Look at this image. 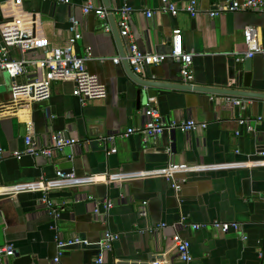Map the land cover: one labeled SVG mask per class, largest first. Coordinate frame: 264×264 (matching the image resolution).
<instances>
[{"label":"crops","instance_id":"crops-1","mask_svg":"<svg viewBox=\"0 0 264 264\" xmlns=\"http://www.w3.org/2000/svg\"><path fill=\"white\" fill-rule=\"evenodd\" d=\"M108 1L113 10L124 3ZM175 1L183 5L189 0ZM224 1L198 0L197 15L181 11L174 16L158 11L161 0H128L134 8L133 33L140 49L169 54L173 31L181 29L184 48L193 54L194 84L244 88L245 59L237 61L236 53L246 50L244 31L248 26L258 27L264 42V12L228 11L211 17L209 11ZM85 2L72 0L68 5L23 0V8L37 15L39 33L54 45H64L70 37L71 16L80 20L82 38L77 50L92 53L88 69L106 86L107 96L82 103L73 94L74 83L63 81L53 83L49 100L13 105L14 79L0 71V147L6 154L0 162V187H9L7 193L0 194V247L12 243L15 249V254L4 255L0 264H97L96 246L65 247L55 262L57 237L97 241L106 229L120 237L113 249L104 253L102 264H152L172 247L175 233L191 241L190 264H260V252L264 259V162L257 161H264L259 155L264 151V99L226 97L223 111L217 103L221 97L216 95L158 88L155 97L139 106L137 83L121 61H113L121 57L109 18L107 30L102 18L84 14ZM94 2L105 6L103 0ZM146 11L153 15L148 17ZM115 19L119 32L117 12ZM122 44L128 54L127 41ZM11 53L19 56L15 49ZM252 72L250 90L264 92L263 55L252 58ZM36 74L35 66L27 65L16 80L26 82ZM140 76L183 82L180 64L171 58L147 67ZM232 98L241 99L245 108L234 105ZM152 99L165 120L193 118L208 126L190 132L177 130L174 139L165 133L146 143L140 133L124 136L128 128L145 124V109ZM240 119L245 124H240ZM29 124L41 146L50 145L51 134L57 130L65 131L77 143L54 150L50 158L12 157V152L24 149ZM110 136L115 138L108 139ZM113 148L117 151L111 153ZM68 158L77 176L151 171L171 162L218 166L189 173L175 191L163 176L54 188L49 196L61 210L56 220L41 202V182L56 178ZM27 183L36 189L15 192L14 185ZM108 198L113 206L106 216ZM144 201L146 215L140 211ZM180 213L185 214L182 225L178 224ZM215 221L238 222L241 230L221 234L213 227ZM192 224L205 226L195 229ZM168 259L170 264H183L173 250Z\"/></svg>","mask_w":264,"mask_h":264},{"label":"built area","instance_id":"built-area-1","mask_svg":"<svg viewBox=\"0 0 264 264\" xmlns=\"http://www.w3.org/2000/svg\"><path fill=\"white\" fill-rule=\"evenodd\" d=\"M57 3L72 5V0H51ZM255 11L264 12V0H225L222 5L216 9L209 11L211 17L220 15L228 11ZM84 14L94 13L102 18L106 24V29H109L108 18L111 11L104 5L96 4L94 0H86L82 6ZM158 11L168 12L172 15H177L181 11L195 16L200 12L198 0H189L183 5H179L175 0H161ZM134 8L129 4L128 0H124L123 5L117 10L119 17L118 27L121 37L127 41L129 52L126 55L128 63L133 72L141 75L144 70L153 65H157L165 61L167 58L173 59L180 64V72L183 82L186 84H194L193 54L187 52L183 44V35L181 29H175L172 34V50L169 54H156L144 52L140 49L132 26V13ZM0 71H6L13 79L12 93L13 105H20L23 102H40L49 100L52 96V85L54 82L72 81L74 83L73 94L77 96L82 103L94 99H103L107 96L106 86L100 81L96 74L89 71L87 62L92 59V53L87 50L86 53L80 54L77 50L78 41L82 38L81 22L74 16L70 17V37L64 45H54L45 35L38 31V18L36 13L25 10L23 8V0H0ZM146 15L151 17L152 11H146ZM244 42L246 50L236 53L237 61L245 58H253L256 54L264 56V42L261 38V32L256 26H248L244 31ZM11 49L17 50L18 57H14ZM32 53L34 56L29 57ZM115 63L120 62V58H114ZM27 65L35 66L37 74L34 78L26 82H18L16 78L23 74ZM232 103L236 106L245 108V104L241 99L232 98ZM147 121L140 128L130 127L124 133V136H129L133 133H140L143 141L146 143L162 134L170 136L176 130L184 132L205 129L208 124L206 122H198L193 118L184 120H165L161 112L156 106L154 99L151 104L145 109ZM261 120L262 118L259 117ZM240 124H245V120L240 119ZM240 133L239 131L237 132ZM115 136H110L108 139H114ZM25 147L23 150L12 152L11 156L21 158L24 155L30 156H45L50 158L54 150H62L66 146L73 147L77 140L69 136L63 130H57L51 134V143L48 146H41L35 140L32 125H28V132L25 136ZM171 150V148H169ZM113 148L111 153L116 152ZM264 158V151L259 154ZM6 157L3 148L0 147V162ZM264 161H257L262 163ZM256 163V162H255ZM238 164H244L240 162ZM218 165H203L190 163H170L166 167L151 171L137 173H121V174H91L86 176H77L74 172L65 173L57 172V177L53 180L41 182L43 192L41 202L50 211L57 220L61 217V210L49 196V190L54 188L80 186L96 182H109L115 180H129L142 177L163 176L173 180V186L177 187L178 178L174 179L175 175L197 173L205 170L215 169ZM15 192L34 190L36 189L32 183L17 184L13 186ZM9 187H0V194L7 193ZM92 198V197H91ZM147 202H143L140 207L142 215L147 214ZM113 206L112 200H105L106 216L108 211ZM95 212L99 213V209L95 208ZM106 219V218H104ZM185 217H181L178 224H184ZM166 224H162V227ZM205 224H192V227L197 229L204 227ZM213 227L217 231L228 232L231 229H239L241 224L238 222H213ZM119 239V233L106 229L99 241L101 252L96 259L97 264L104 262V253L111 251L115 242ZM173 245L166 252H163L162 258H156L152 264H170L168 254L171 250L175 251L178 258L185 264H189L193 256L191 254L190 242L183 238L179 233L171 236ZM58 255L54 259L55 262L60 260L63 255V248L72 246L77 243L85 242L86 239L80 237H72L69 239L58 238ZM15 254L14 247L7 244L0 247V262L4 255L12 256ZM263 253H260V257Z\"/></svg>","mask_w":264,"mask_h":264},{"label":"water","instance_id":"water-1","mask_svg":"<svg viewBox=\"0 0 264 264\" xmlns=\"http://www.w3.org/2000/svg\"><path fill=\"white\" fill-rule=\"evenodd\" d=\"M103 2L105 4V6L111 11V13L109 15V20L111 22L113 33L115 35V38L117 40V44L119 47V52H120V57H121L120 61L122 62L123 66L126 70V73L138 85L137 103L139 106L142 105V103H147L151 97H155L158 94V92H157L158 88H165V89L171 88V89H177V90L193 91V92L203 93V94H207V95H216L218 97H221L217 103L219 104V106L221 107V110H223V111L225 110V102H226L225 98L226 97L236 96V97H243V98H254V99L263 98L264 99V92H258L255 90H250V88L252 86V78H253L252 58H245L244 74H243V79H242V84H243L244 88H242V89L241 88L240 89L218 88V87H213L210 85H200V84H197V85L196 84H186L182 81H180V82H164V81H158L155 79L153 80V79H149V78H144L140 75H137L136 73L133 72L132 68L130 67V65L128 63V60L126 57L127 53L124 50V47L122 44V40H124V39L122 37H120V34L118 32V28L116 25V19H115V12H117V10H113V9L109 8V1L108 0H103ZM214 103H215L214 100L211 99L210 105H212L214 107ZM176 132H177V130L174 131L171 135L173 139H174ZM182 132H184V131H182ZM70 161H71V158H68L67 161L64 162V166H63V168H61L60 171H63L65 173L74 172V169L72 168ZM188 175L189 174H181L180 176L179 175L174 176V179L178 178V180H176L177 181V185H176L177 187L173 186L174 182L172 179H167L166 177L165 178L170 182L171 188H173V190L175 191V190H177V188H180V186L183 182H185L187 180ZM107 215L109 216V211H108ZM180 217H185V214L180 213ZM240 230H241V227L237 230L231 229L228 232H222V231H218V232L221 234H227V233H230L231 231H240ZM119 237H120V234H119ZM80 238L86 239V241L88 243L81 242V243H77V244L72 245V246H75V247L76 246H78V247L79 246H82V247L96 246L99 250L98 255L100 254V252H101V248H100V244H99L100 239L97 241H92L88 238H83V237H80ZM183 238H185V237H183ZM185 239H187V238H185ZM187 240L190 242V249H191V241L189 239H187ZM11 245L14 247V245L12 243H11ZM72 246H67V247H72ZM260 253H259L260 264H264V261H263L264 259H261L262 257H260ZM183 264H185V263H183Z\"/></svg>","mask_w":264,"mask_h":264}]
</instances>
